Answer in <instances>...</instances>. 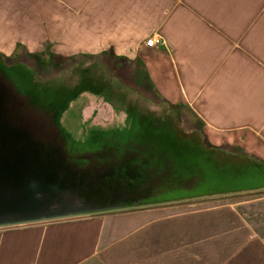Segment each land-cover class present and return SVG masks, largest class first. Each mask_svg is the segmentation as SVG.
Instances as JSON below:
<instances>
[{"label": "crops", "instance_id": "1", "mask_svg": "<svg viewBox=\"0 0 264 264\" xmlns=\"http://www.w3.org/2000/svg\"><path fill=\"white\" fill-rule=\"evenodd\" d=\"M19 49L127 64L148 103L188 108L211 147L264 168V0H0V61ZM0 264H264V196L0 229Z\"/></svg>", "mask_w": 264, "mask_h": 264}, {"label": "rangeland", "instance_id": "2", "mask_svg": "<svg viewBox=\"0 0 264 264\" xmlns=\"http://www.w3.org/2000/svg\"><path fill=\"white\" fill-rule=\"evenodd\" d=\"M110 58L66 60L49 55L31 56L19 49L16 56L1 59L0 72L27 100L30 109L53 123L67 156L74 161L95 156L94 163L102 165L106 157L118 160L127 153L150 150L166 157L148 137L151 131L157 134L168 128L174 129L178 140L187 143L181 146L186 154L197 152V132L201 126L193 113L184 106L148 103L135 90V82L143 81L141 76L132 78L120 70L127 64ZM200 141L205 149H215L204 138ZM220 152L235 156L230 150ZM232 164L234 168L239 165ZM241 165L244 168L236 173L230 170L216 175L209 170L205 178L196 179L188 190L157 189L158 200H144L143 204L148 206L143 208L171 205L182 211L264 196V191L245 192L264 186V168ZM183 174V178L190 175L185 170Z\"/></svg>", "mask_w": 264, "mask_h": 264}, {"label": "water", "instance_id": "3", "mask_svg": "<svg viewBox=\"0 0 264 264\" xmlns=\"http://www.w3.org/2000/svg\"><path fill=\"white\" fill-rule=\"evenodd\" d=\"M77 160L87 163L67 156L53 123L0 72V229L143 208L157 189L188 190L202 178L197 170L172 177L177 168L167 163L138 184L114 179L95 156Z\"/></svg>", "mask_w": 264, "mask_h": 264}, {"label": "trees", "instance_id": "4", "mask_svg": "<svg viewBox=\"0 0 264 264\" xmlns=\"http://www.w3.org/2000/svg\"><path fill=\"white\" fill-rule=\"evenodd\" d=\"M201 138H203V135L201 134V131H199L197 132V154L193 156L192 153L186 154L184 152L181 146L182 144L185 145L187 143L184 140H178L176 138L174 129H164L158 131L157 134L151 131L148 139L153 144L155 142V144L158 145L160 152L167 154L166 157L163 155L159 156L157 153L154 154L151 150L149 153L140 154L132 152L121 156L118 160H115L113 157H106L104 165H107L111 169L114 179L138 184H141L149 177L156 175L167 165V163L172 168L173 166L174 168H177V170L173 168L176 173H173L174 175L172 177L175 178L186 176L183 174L184 170L192 174L197 169V172H199L197 177L205 178V176L208 175L207 172L209 170H211L213 174L219 175L220 172L224 171L229 172L231 170L236 173L239 169L242 170L241 168H244L243 165H241L242 163H245V166L256 167V165L251 163L249 159L226 156L216 148L205 149L201 146ZM168 140L171 141L172 145L176 146L172 152L170 151L171 149L167 147L166 141ZM75 161L82 165L85 164L84 161ZM233 162L239 164L237 168L232 167Z\"/></svg>", "mask_w": 264, "mask_h": 264}, {"label": "built area", "instance_id": "5", "mask_svg": "<svg viewBox=\"0 0 264 264\" xmlns=\"http://www.w3.org/2000/svg\"><path fill=\"white\" fill-rule=\"evenodd\" d=\"M158 43H159V41L155 40L153 37H150L149 39H147L145 41V45L148 48H152V47L156 46Z\"/></svg>", "mask_w": 264, "mask_h": 264}, {"label": "flooded vegetation", "instance_id": "6", "mask_svg": "<svg viewBox=\"0 0 264 264\" xmlns=\"http://www.w3.org/2000/svg\"><path fill=\"white\" fill-rule=\"evenodd\" d=\"M167 142V147L169 148V149H171L170 151L172 152L174 149H175V147L176 146H174V145H172L171 144V141H166ZM169 151V150H168ZM166 152H167V150H166ZM195 154H197V152H194L193 153V156H195ZM197 167V166H196ZM197 170V169H196ZM196 174H197V172H196ZM186 187L188 188L189 187V185H186ZM157 198L154 196V197H152V198H150V199H148V200H150V201H152V200H156ZM158 200V199H157Z\"/></svg>", "mask_w": 264, "mask_h": 264}]
</instances>
